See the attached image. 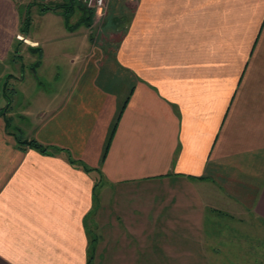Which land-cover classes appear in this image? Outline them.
<instances>
[{"label": "crops", "instance_id": "1", "mask_svg": "<svg viewBox=\"0 0 264 264\" xmlns=\"http://www.w3.org/2000/svg\"><path fill=\"white\" fill-rule=\"evenodd\" d=\"M69 4L0 0V264H87L90 246L92 264L221 262L243 244L223 220L264 223V0H111L113 51ZM34 10L64 33L23 35ZM65 41L85 60L38 122L48 152L22 150L2 115L14 48Z\"/></svg>", "mask_w": 264, "mask_h": 264}, {"label": "rangeland", "instance_id": "2", "mask_svg": "<svg viewBox=\"0 0 264 264\" xmlns=\"http://www.w3.org/2000/svg\"><path fill=\"white\" fill-rule=\"evenodd\" d=\"M33 2L36 3L34 0ZM135 2L131 3L133 4ZM75 10L77 11V15L84 14V10H81L78 4H76ZM35 11L36 10L31 11L32 26L31 29L29 27L32 38H37L39 40L51 38L49 35L53 34L47 35L46 33L49 28L61 30L64 33L65 25L62 18H58L52 14L45 16L39 15ZM109 14L108 8V12L103 18L97 17L94 19V26L91 28L95 29L94 39L97 45L108 46L110 48L109 50L113 51L119 39L116 38V36L112 38L110 36L111 33L105 28V24L107 27L110 23L109 21L106 22ZM113 17L114 16H111L110 18L111 22L114 21ZM74 23L75 17H72L71 24ZM70 44L69 41H65L60 45V49L65 47V54L62 52V54L58 53V48L56 49L57 46L53 43L42 47V49H40L41 51L30 49L22 44H20L22 45L20 48V45L18 46L20 53L17 54V58H15L14 61H11L9 66L10 73H12L15 78L11 81L10 85L6 87L7 90L4 95L5 107L3 109L4 111H2L4 115L6 110L9 111L6 115V119L10 123V130L7 129L8 133H17L22 139H35L34 132L40 126L38 122L54 110L56 104L55 97L60 88L59 86L57 87L58 77H60V79H71L74 77L72 74L78 72L83 60H85V52H83L82 55L77 53L79 57L75 58V50ZM78 58H80V60ZM72 62L76 63L77 70H74L75 67L70 66ZM120 90L123 91L122 88ZM12 91L14 92L12 93ZM9 103H11L10 106ZM15 129L18 131H15ZM99 183L101 184V181ZM99 183L97 182V187L100 185ZM160 191L155 192L158 194ZM141 194L142 193H137V196ZM243 219L242 222L238 220L234 221L229 218L222 221L226 231L232 234L235 233L237 239L242 240L243 244L226 247L228 250L230 248L233 252L223 254L220 257L221 262H212L209 264H264V223L255 219V217L248 219L245 217ZM99 223L101 222L99 221ZM98 225L99 224L96 222L95 224L91 222L90 216L88 219V228L93 234L98 235L104 232L98 228ZM92 233L88 234L90 240L93 237ZM90 251L91 246L89 248V255L91 253Z\"/></svg>", "mask_w": 264, "mask_h": 264}, {"label": "trees", "instance_id": "3", "mask_svg": "<svg viewBox=\"0 0 264 264\" xmlns=\"http://www.w3.org/2000/svg\"><path fill=\"white\" fill-rule=\"evenodd\" d=\"M75 3L78 4V5H80V9L81 10H84V16H85L84 18H85V20H84L83 24H85V26H87L89 28L92 27V25L94 23V19H95V13H94V11L88 9L85 5H81L80 3L76 2V0H71V6H70V4L68 6L70 8H72V10H74L75 9V6H76ZM36 4H38V3H36ZM38 5H41V4H38ZM41 6H46V5H41ZM44 9L47 10V9H50V8H48V7L45 8L44 7ZM66 19L69 22L70 17L69 16H66ZM30 26H31V19L28 16V18H26V20H25L24 29L21 31L23 35H26L27 34L28 29H29ZM18 41H20V40H18ZM21 42L22 41H20L19 43H21ZM14 49H15L14 50V56H17V54L20 53L19 52V49H18V47L14 48ZM31 49H33V48H31ZM37 50H40V49H37ZM6 90H7V88L4 87V95H5ZM10 105H11V103H9V106ZM2 115H4V114H2ZM6 121H7V119H6ZM9 127H10V123L7 121V129L8 130H10ZM18 143H19V148L22 149V150H23L24 147L28 146V147H31V148H34V149L40 151L43 154H45V153L48 152V148L47 147H44L43 145H41L40 143H38L37 141H34V140L33 141H22V140H20ZM57 151H59V150H57ZM68 157H69V161H70L71 164H76V163L79 164V162L76 161V160H74L70 155H68ZM82 166H83V169L87 173L88 172H91L93 170V169H90V168L86 167L85 165H82ZM96 187H97V185H96ZM92 263H93V257H92V255L90 253V255L88 256L87 264H92Z\"/></svg>", "mask_w": 264, "mask_h": 264}, {"label": "built area", "instance_id": "4", "mask_svg": "<svg viewBox=\"0 0 264 264\" xmlns=\"http://www.w3.org/2000/svg\"><path fill=\"white\" fill-rule=\"evenodd\" d=\"M36 3L45 5L49 0H34ZM111 0H76V2L85 5L88 9L94 11L95 18H103L108 12L109 4ZM135 2L136 0H127ZM18 40L25 41L22 37H18Z\"/></svg>", "mask_w": 264, "mask_h": 264}]
</instances>
